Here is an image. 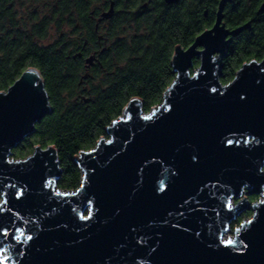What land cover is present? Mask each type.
<instances>
[{"label": "water", "instance_id": "obj_1", "mask_svg": "<svg viewBox=\"0 0 264 264\" xmlns=\"http://www.w3.org/2000/svg\"><path fill=\"white\" fill-rule=\"evenodd\" d=\"M227 1H219L212 26L201 32L209 35L211 30L210 49L200 52L205 47L199 43L200 33L187 47L188 66H177L172 55L175 77L161 103L145 113L137 98L130 99L122 115L113 120L119 122L107 126L108 137L74 157L82 171L75 190H54L61 169L52 145H37L27 157L11 160L12 149L50 112L39 71L27 67V73L24 70L0 92V215L5 223L33 221L29 234L38 237L32 247L25 240L22 256L11 264H100L109 257L117 264H227L226 256L204 255L209 244L215 250L218 233L232 223L228 222L230 200L244 189L249 195L263 192L262 201L249 204L243 196L232 206V221L249 207L253 211L247 220H255L264 210V172L259 171L264 168V144L256 143L264 136V89L258 83L264 82V59L242 64L247 69L242 87L226 89L229 82H220L222 58L231 42L227 37L249 25L230 32L225 29L222 18ZM259 11H264V4ZM183 49L176 46L173 54ZM194 59L199 61L196 68ZM239 75L237 71L231 81ZM22 78L24 84L16 87ZM212 87L219 94L211 92ZM245 92L249 94L246 104L238 96ZM169 107L171 113L166 111ZM146 116L151 120L143 119ZM226 139L236 143L227 146L222 143ZM93 148L97 150L90 156L84 154ZM192 153L199 159L195 167L189 160ZM177 168L179 183L165 201L153 200V186L167 185ZM81 184L83 190L73 195ZM21 191L24 195L18 200L14 193ZM85 198L93 201L91 221L78 218L88 215ZM117 210H122L119 216ZM81 225L88 226L81 229ZM132 227L137 231L132 232ZM229 238L239 242L240 234L234 231Z\"/></svg>", "mask_w": 264, "mask_h": 264}, {"label": "trees", "instance_id": "obj_2", "mask_svg": "<svg viewBox=\"0 0 264 264\" xmlns=\"http://www.w3.org/2000/svg\"><path fill=\"white\" fill-rule=\"evenodd\" d=\"M205 10L209 15L213 13L215 0H184L174 5L159 2L155 16L138 23L129 39L113 40L114 58L102 62L106 72L96 69V78L90 80L88 91L83 93L84 97H78L80 66L67 60L60 41L43 43L49 29L53 26L59 32L61 25L48 21L20 23L7 0H0V92L27 67H35L50 104V112L12 149V156L25 157L37 145L54 146L61 169L56 187L62 191L75 190L82 171L74 157L94 147L99 138L108 137L107 126L122 115L130 99L137 98L145 113L161 103L164 91L175 77L174 48H187L211 25V17L203 15ZM243 19V15L237 14L229 22L236 25ZM252 26L254 29L246 30L229 43L222 58V84L231 81L243 63L264 59V24ZM193 63L196 68L198 59ZM249 198L254 199L255 195ZM250 213L245 211L231 226Z\"/></svg>", "mask_w": 264, "mask_h": 264}, {"label": "flooded vegetation", "instance_id": "obj_3", "mask_svg": "<svg viewBox=\"0 0 264 264\" xmlns=\"http://www.w3.org/2000/svg\"><path fill=\"white\" fill-rule=\"evenodd\" d=\"M166 3L164 0H7V6L19 22L36 23L46 22L60 26V41L66 49V58L77 63L80 67L77 80L78 97H84L88 91L90 80L95 76L96 69L101 73L106 72L103 61L114 58L111 51L115 38L129 39L136 25L153 17L157 5L162 2L166 5L180 4ZM220 0H215V10L210 15L207 10L205 17H211V25L215 20L216 11ZM264 0H229L223 9L222 23L227 31H232L245 23L249 25L236 34L227 38H238L246 30H252V25L264 24V11H259ZM110 11L109 17L103 13ZM241 14L244 19L232 25L231 20L235 15ZM263 21V22H262ZM120 27V28H119ZM91 58L90 61H87ZM85 101V100H84Z\"/></svg>", "mask_w": 264, "mask_h": 264}, {"label": "snow or ice", "instance_id": "obj_4", "mask_svg": "<svg viewBox=\"0 0 264 264\" xmlns=\"http://www.w3.org/2000/svg\"><path fill=\"white\" fill-rule=\"evenodd\" d=\"M196 42L195 40L193 41ZM199 43L203 44L205 47L200 48V52H204L205 48H211L212 44L214 43V38L211 35V30H209V35H204L203 33L200 34ZM191 47V45H189ZM188 52V49L185 48L183 50H178L173 55L175 57V62L177 66L186 67L188 66L186 64V61L188 60V56L185 55V53ZM250 63V62H247ZM27 69L25 72L27 73ZM239 72V78L235 79L234 81H229V84L224 85V87L227 89L229 86L231 88H238L242 87L243 82L246 78V72L247 69L244 68V66H241V69H237ZM199 75V74H198ZM196 77H194L195 79ZM262 81H264V78H262ZM260 84V89H264V82L258 81ZM24 84V79L22 78L21 81L16 85V87H20ZM213 93H218L217 87H212L210 89ZM219 94V93H218ZM248 93L245 92L244 94H239V99L243 103H247L248 101ZM172 108L169 107L166 109L168 113L172 112ZM145 120H151V117H143ZM119 121H113V124L118 123ZM252 135V134H249ZM109 144L113 143L111 140L108 141ZM222 143H225L227 146H232L235 141L232 139H226L222 141ZM245 143H248V141H245ZM257 144H264V136H261L257 141ZM97 149L93 148L90 152H85V155H91L92 152H95ZM46 151V150H45ZM190 162H192L193 167L197 166L199 164L198 155L196 153H192L189 156ZM264 162V161H262ZM259 171L264 172V168H260ZM180 172V169H176V173H171V179L168 181L167 185H154L151 190V196L153 200L156 201H165L169 194L171 193L172 189L175 187L177 183H179L181 176L177 175V173ZM261 181L264 182V176L261 177ZM51 183V181L49 182ZM84 185L81 184L80 188L72 193L73 195H79L80 192L83 190ZM16 199H20L24 193L21 191L19 194L14 193ZM56 195H61V193L57 192ZM86 204L84 205L85 210L88 212V215L80 214L79 220L81 221H91L94 219L91 207L89 205L93 204L92 200H87ZM5 204L8 203L7 200L4 201ZM75 211V210H73ZM120 211L117 210L115 215L119 216ZM233 208L232 205H228V222H232V214ZM171 214V213H169ZM182 215V213H181ZM17 219H22L19 214H16ZM34 222L31 220H25L23 221L22 225H16L15 223H5V220L2 215H0V264H11L13 260H15L17 257L22 256L23 246L24 242L29 241L31 242L30 247L35 246L37 238H34L33 234H29L32 229L30 225H32ZM88 225H81V229L87 227ZM146 227H150L146 225ZM175 227V226H173ZM11 229V230H10ZM241 229H244L243 233H241ZM132 232H136L137 229L135 227H132L130 229ZM229 231V229H224L223 232L218 233L214 243L216 245L215 250H213V245H208V251L204 255L205 258H215L220 259L221 256L228 257L227 264H264V259H262V253H264V210L260 212V214L257 216L255 220H247L246 223H241L240 227L236 228V233L240 234L239 242H237L236 239L226 238V234ZM145 235H147L145 233ZM197 236H199V233H196ZM85 239H88L86 236ZM144 236L140 237V241L143 242ZM76 243H82V241H75ZM153 252H156L157 249L153 248ZM35 264V261H34ZM100 264H117V261L113 257H109L108 261L102 260ZM154 264V262H153Z\"/></svg>", "mask_w": 264, "mask_h": 264}, {"label": "built area", "instance_id": "obj_5", "mask_svg": "<svg viewBox=\"0 0 264 264\" xmlns=\"http://www.w3.org/2000/svg\"><path fill=\"white\" fill-rule=\"evenodd\" d=\"M153 107H154V106H153ZM153 107H152V108H153ZM243 196L249 201V204H252L254 201L258 202L259 200H260V201L263 200V192H260L259 194H256L254 199H250V198H249L250 195L247 193V189H244V190L241 192V194H240L236 199H233V198H232V199L230 200V204H231L232 206H235V205H236V204H237V203L243 198ZM0 198H1V197H0ZM0 200H1V199H0ZM247 211H251L250 215H248L247 217H245V218H244L242 221H240L239 223L234 224L233 226L230 225L229 228H232V229L235 231L236 227H237V228L240 227L241 222L247 220V219L251 216L252 211H253V208H252V207H249V209H247Z\"/></svg>", "mask_w": 264, "mask_h": 264}, {"label": "rangeland", "instance_id": "obj_6", "mask_svg": "<svg viewBox=\"0 0 264 264\" xmlns=\"http://www.w3.org/2000/svg\"><path fill=\"white\" fill-rule=\"evenodd\" d=\"M133 32V31H132ZM59 32L57 31L56 28H54L53 26L49 29V32H48V36L46 37V39L43 41V43L45 44H48L52 41H54L57 36H58ZM35 149V147H34ZM33 153V152H32ZM31 153V154H32ZM30 155V154H29ZM28 155H26L25 157H27ZM25 157H19V158H14L12 155H11V160H19V159H23ZM54 190H57V187H54ZM1 197V196H0ZM1 199V198H0ZM233 232L234 230L232 228H229V231L227 232L226 234V238H229L233 235Z\"/></svg>", "mask_w": 264, "mask_h": 264}]
</instances>
